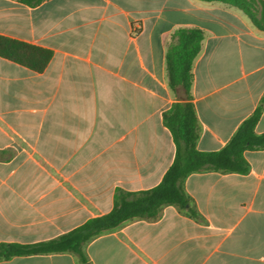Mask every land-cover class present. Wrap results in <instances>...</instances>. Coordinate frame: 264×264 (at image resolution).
I'll return each instance as SVG.
<instances>
[{
    "label": "crops",
    "instance_id": "crops-1",
    "mask_svg": "<svg viewBox=\"0 0 264 264\" xmlns=\"http://www.w3.org/2000/svg\"><path fill=\"white\" fill-rule=\"evenodd\" d=\"M264 6V0H261ZM178 27L204 38L193 63L199 151H218L262 104L264 30L239 8L203 0H0V35L48 49L35 73L0 57V244L57 238L109 213L117 189L157 186L175 146L163 114L166 40ZM246 175L188 176L202 216L173 206L84 247L88 264H264V150L245 151ZM0 264H80L72 254Z\"/></svg>",
    "mask_w": 264,
    "mask_h": 264
},
{
    "label": "trees",
    "instance_id": "trees-1",
    "mask_svg": "<svg viewBox=\"0 0 264 264\" xmlns=\"http://www.w3.org/2000/svg\"><path fill=\"white\" fill-rule=\"evenodd\" d=\"M13 1L37 7L47 0ZM203 1L235 6L247 14L255 27L264 30V6L261 0ZM257 4L260 5V10ZM203 38L204 34L199 29L178 27L166 40L167 83L172 92L183 90L184 98L172 104L163 114V125L172 136L175 155L161 182L151 189L138 192L117 189L109 213L89 219L57 238L33 244L1 243L0 262L15 257L67 253L74 255L80 264H88L84 247L89 242L131 221H156L166 206H173L194 221L202 222V216L184 189L188 176L205 172L239 175L249 173L250 167L244 158V152L264 150V133L255 132L263 111L262 104L239 125L222 149L211 152L197 149L201 127L191 103V87L193 63L201 51ZM0 57L41 73L50 62L52 52L0 35Z\"/></svg>",
    "mask_w": 264,
    "mask_h": 264
},
{
    "label": "rangeland",
    "instance_id": "rangeland-1",
    "mask_svg": "<svg viewBox=\"0 0 264 264\" xmlns=\"http://www.w3.org/2000/svg\"><path fill=\"white\" fill-rule=\"evenodd\" d=\"M257 6H258V8H259V10H260V5L259 4H257ZM259 16V15H258Z\"/></svg>",
    "mask_w": 264,
    "mask_h": 264
}]
</instances>
